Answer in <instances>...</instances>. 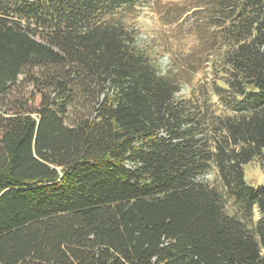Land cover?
I'll use <instances>...</instances> for the list:
<instances>
[{
    "label": "trees",
    "instance_id": "obj_1",
    "mask_svg": "<svg viewBox=\"0 0 264 264\" xmlns=\"http://www.w3.org/2000/svg\"><path fill=\"white\" fill-rule=\"evenodd\" d=\"M193 8L161 73L150 0H0V264H264V0Z\"/></svg>",
    "mask_w": 264,
    "mask_h": 264
},
{
    "label": "rangeland",
    "instance_id": "obj_2",
    "mask_svg": "<svg viewBox=\"0 0 264 264\" xmlns=\"http://www.w3.org/2000/svg\"><path fill=\"white\" fill-rule=\"evenodd\" d=\"M201 0H150L152 12L147 15H140L138 20V42L141 45L155 46L156 51L163 53L159 59L161 73L169 68L170 56L166 51H184L196 55L204 48L201 41L200 33L195 29L190 33L186 31V25L191 21L184 22L181 27L177 28L178 22H181L186 15H190ZM143 11H146L145 9ZM184 12V13H183ZM183 13V14H182ZM141 14H144L143 12ZM182 14V15H181ZM181 15V17H180ZM177 20V24L175 19ZM171 30V34H167ZM174 31V32H173ZM208 46V43L206 44ZM196 59V58H194ZM212 59V56H209ZM204 69L206 74L199 83L192 82V87H202L207 91V97L219 104L225 112L229 111L228 107L221 101L219 93L215 90L214 73L211 62H208ZM197 78V76H196ZM203 85V86H202ZM219 85V84H218ZM187 88L183 86L179 95H186ZM244 180L246 184L257 187L264 184V168L256 161L243 165ZM210 182L217 183L218 177L213 171L206 175ZM234 203H229V209L232 211ZM260 213L256 205L253 206V220L256 222L260 218Z\"/></svg>",
    "mask_w": 264,
    "mask_h": 264
}]
</instances>
